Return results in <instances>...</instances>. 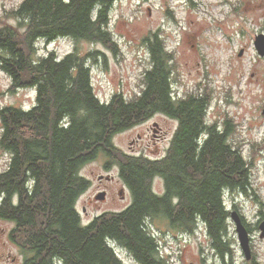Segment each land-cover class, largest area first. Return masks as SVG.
I'll list each match as a JSON object with an SVG mask.
<instances>
[{
    "label": "trees",
    "instance_id": "16d2710c",
    "mask_svg": "<svg viewBox=\"0 0 264 264\" xmlns=\"http://www.w3.org/2000/svg\"><path fill=\"white\" fill-rule=\"evenodd\" d=\"M114 1L22 0L9 13L15 24L0 25V70L11 80L9 90L35 92L29 110L0 109V148L9 155L0 171V219L14 224L9 237L23 256L20 264H127L117 246L138 264H169L151 229L155 221L184 233L202 224L224 260L230 252L224 195L246 193L250 163L230 140V120L208 121L207 96L172 94L174 55L158 35L144 38L149 66L140 90L130 97L115 92L106 101L96 96L88 58L77 49L61 57L37 54L38 40L62 37L114 50L107 27ZM156 111L177 120L162 156L115 146L116 134ZM99 156L105 168L117 167L131 202L83 223L76 202L91 181L81 171ZM156 178L162 194L153 188Z\"/></svg>",
    "mask_w": 264,
    "mask_h": 264
},
{
    "label": "rangeland",
    "instance_id": "374dc122",
    "mask_svg": "<svg viewBox=\"0 0 264 264\" xmlns=\"http://www.w3.org/2000/svg\"><path fill=\"white\" fill-rule=\"evenodd\" d=\"M22 0H0V25L15 24L9 13ZM108 29L115 41L114 50L99 42L58 38L51 42L38 40L37 54L52 51L58 57L77 49L90 67L92 88L101 101L112 93L130 97L140 90L142 75L149 66L148 41L156 33L174 55L171 89L176 97L189 93L209 98L206 117L209 122L230 120L232 135L245 159L250 163V186L246 193L226 190L224 201L235 211L249 232L253 260L264 264V237H259L258 224L264 219V56L253 44L254 37L264 33V0H116L109 12ZM147 37L146 39H144ZM92 53V56H89ZM10 78L0 70V109L5 106L29 108L34 104L31 88L10 91ZM162 119V118H161ZM160 124L169 133L176 122L164 118ZM144 125L135 132L114 136L113 142L127 149L135 133L142 134L145 152L160 155L168 143L156 142ZM0 121V136H1ZM234 131V132H233ZM151 142V151L146 147ZM9 155L0 148V171L6 168ZM99 156L82 168L91 186L77 200L76 208L83 223L106 211H120L131 202V194L115 166L105 168ZM99 175L111 180L98 179ZM153 188L162 193L160 178ZM100 190H107L103 200L96 199ZM122 190V194L119 191ZM161 254L169 264H251L241 250L235 224L228 219L227 241L230 252L224 260L211 247L199 224L193 233L170 229L160 221L151 222ZM14 224L0 219V263L20 264L22 254L11 241ZM117 252L127 264H138L122 247Z\"/></svg>",
    "mask_w": 264,
    "mask_h": 264
},
{
    "label": "flooded vegetation",
    "instance_id": "af4514ba",
    "mask_svg": "<svg viewBox=\"0 0 264 264\" xmlns=\"http://www.w3.org/2000/svg\"><path fill=\"white\" fill-rule=\"evenodd\" d=\"M147 51L149 53V48H147ZM32 106L33 105H31L29 108H23V109L29 110ZM161 118L162 119L167 118L169 120L177 122L176 119L166 115L165 113L160 112V111H156V112L152 113L150 116H148L145 119L141 120L140 122L134 124L133 126L127 128V129H125V130H123V131H121L119 133L126 132V131L135 132V130L137 128L142 127L144 125H147L146 127L150 130V133L152 135V139L154 140L153 141V148H155V147H157V146H155L156 142H165L166 141L165 143H168L170 137L172 136V134L174 132V129H172V131L170 133H169V131L167 129H164V127L160 124V120H162ZM142 139H143L142 134L139 133V132H136L135 133V137H133L129 141L127 149H124V148L120 147L119 145H116L115 143L114 144H115V146H117L120 150H122L125 153H131V154L144 153V154H146V155H148L150 157H153V158L160 157V156H162L164 154V152H163L160 155H151V154L145 152L146 150H145L144 147H142L143 144L141 143ZM150 144H151L150 141L147 142L146 143V147H149V149L151 151H153L154 149L150 147ZM106 177L107 176H104L103 178L100 179V181H102L103 179L111 180V177H109V178H106ZM100 191L105 192V197H106L107 190H100ZM162 193H164V188H163ZM162 193H159V194H162ZM252 261H254L253 260V256H252V259H251V263H252Z\"/></svg>",
    "mask_w": 264,
    "mask_h": 264
},
{
    "label": "water",
    "instance_id": "95a60500",
    "mask_svg": "<svg viewBox=\"0 0 264 264\" xmlns=\"http://www.w3.org/2000/svg\"><path fill=\"white\" fill-rule=\"evenodd\" d=\"M253 44H254V47H255L257 53L260 56H264V33L263 32L258 33L254 37ZM261 114L264 115V104H263V107L261 109ZM103 177H104L103 175H99L98 179L100 180ZM106 178H109V176H107ZM119 194L120 195L122 194V190L119 191ZM104 198H105V192H103V191L98 192V194L96 195V199L103 200ZM229 218L234 221L235 231L237 233L238 244H239L241 250L243 251L244 257L247 260H250L251 259V250H250V245H249V239H250L249 232H248L246 226L242 223L241 218L239 217V215L235 211L230 212ZM258 229L260 231L259 237L263 238L264 237V219L259 222Z\"/></svg>",
    "mask_w": 264,
    "mask_h": 264
}]
</instances>
